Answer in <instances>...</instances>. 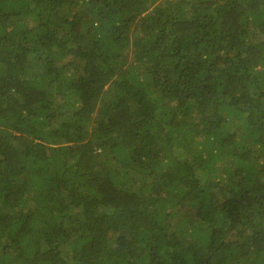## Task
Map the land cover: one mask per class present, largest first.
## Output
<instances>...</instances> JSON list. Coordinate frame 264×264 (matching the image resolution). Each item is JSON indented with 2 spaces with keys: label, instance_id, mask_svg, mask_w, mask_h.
<instances>
[{
  "label": "trees",
  "instance_id": "trees-1",
  "mask_svg": "<svg viewBox=\"0 0 264 264\" xmlns=\"http://www.w3.org/2000/svg\"><path fill=\"white\" fill-rule=\"evenodd\" d=\"M0 264H264V0H0Z\"/></svg>",
  "mask_w": 264,
  "mask_h": 264
}]
</instances>
